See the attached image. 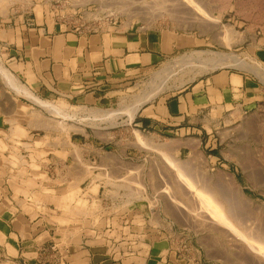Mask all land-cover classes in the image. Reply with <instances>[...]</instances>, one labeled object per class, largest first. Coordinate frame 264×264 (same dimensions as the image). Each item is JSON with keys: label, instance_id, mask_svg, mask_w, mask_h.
Masks as SVG:
<instances>
[{"label": "crops", "instance_id": "1", "mask_svg": "<svg viewBox=\"0 0 264 264\" xmlns=\"http://www.w3.org/2000/svg\"><path fill=\"white\" fill-rule=\"evenodd\" d=\"M1 33L8 51L4 65L16 87L2 74L8 85L0 80V263L201 264L168 220L130 208L127 195L135 191L128 183L99 173L93 164L97 143L83 144L72 134L74 125L35 102L68 110L118 105L146 71L190 49L192 37L113 22L68 25L49 17L27 19ZM258 59L264 64V51ZM260 99L264 94L251 78L222 70L143 104L128 125L154 138L188 134L211 129ZM83 149L89 150L90 165L81 158ZM31 166L38 173L32 179ZM84 200L90 215L76 206ZM22 202L30 212H23ZM70 207L73 217L60 213V223L48 212Z\"/></svg>", "mask_w": 264, "mask_h": 264}, {"label": "rangeland", "instance_id": "2", "mask_svg": "<svg viewBox=\"0 0 264 264\" xmlns=\"http://www.w3.org/2000/svg\"><path fill=\"white\" fill-rule=\"evenodd\" d=\"M43 17L68 25L113 22L192 37L190 49L146 71L121 95L118 105L68 110L67 105L63 109L36 103L43 110L48 106L51 116L60 117L67 126L74 125L72 134L83 144L97 143L99 156L93 164L99 173L107 172L112 180L128 183L125 185L135 191L127 195L130 208L148 217L153 211L155 217L168 220L177 233L185 235L186 244L201 264H264V99L255 107L223 117L211 124V129L178 133L173 138L134 131L128 124L135 115L130 120L126 111L169 67L173 69L165 76L163 90L147 102L170 97L194 80L222 70L251 78L264 94V64L258 59L264 51V0H0V40L1 32L11 31L27 19L40 22ZM206 52L233 54L245 66L211 69L210 64L195 60L182 64L181 59ZM7 53L0 44V68L6 73ZM197 71L200 74L196 75ZM0 73V80L8 85ZM140 137L147 145H141ZM83 153L81 158L90 165L89 150L83 149ZM73 163L69 162L72 173ZM30 169V179L37 177L35 167ZM84 181L82 189L87 187ZM99 182L105 186L112 183L104 178ZM22 205L24 213L31 211L25 202ZM94 205L92 212H96ZM76 206L83 215L86 210L90 215L85 200ZM48 212L60 223L64 218L60 213L73 217L74 210Z\"/></svg>", "mask_w": 264, "mask_h": 264}, {"label": "bare ground", "instance_id": "3", "mask_svg": "<svg viewBox=\"0 0 264 264\" xmlns=\"http://www.w3.org/2000/svg\"><path fill=\"white\" fill-rule=\"evenodd\" d=\"M194 55V54H193ZM205 53L203 54V53H197V54H195V57L194 56H191L192 58L191 59H181V61H183L182 62V64H189V61H190V63H193V61L195 60V61H198V63H201V64H210V66H212V67H210L211 69H213V68H216V67H218V66H221V65H229V64H236V65H242L243 63H242V61L240 62L239 61V58H238V60H237V58H236V56L235 55H233V54H222V53H212V52H210V54H208L207 52H206V58H204L205 56ZM186 57V56H185ZM193 60V61H192ZM192 61V62H191ZM199 61H201V62H199ZM180 63V62H179ZM181 64V63H180ZM195 65V64H194ZM244 65V64H243ZM242 65V66H243ZM174 66V65H173ZM187 66V65H186ZM199 66V65H198ZM198 66H195V67H198ZM200 66H202V65H200ZM203 66H205V65H203ZM245 66V65H244ZM243 66V67H244ZM171 68L172 67H169V68H167V69H165V71H163V73L159 76V77H157L156 76V78H155V82H154V84H152V86H151V88L147 91V92H145V93H142L140 96H138V97H135V99H134V101L132 102V104L129 106V107H127V109H126V111H128L129 112V114H130V116L128 117V118H130V120H131V118H133V116L138 112V110H139V108L144 104V103H146L147 101H149V100H151L152 98H154L158 93H160L162 90H163V87L165 86V79H166V75L168 76V72L169 71H171ZM206 68V67H205ZM173 69V68H172ZM201 69L203 70L204 68L203 67H201L200 68V71H201ZM0 70H1V72L3 73V75L4 76H6L7 78L6 79H8V81H9V83L12 85V86H15L16 87V83L13 81V79L8 75V73H6L2 68H0ZM204 71V70H203ZM199 72L197 71V73L195 72V74L197 75ZM200 74V73H199ZM194 75V74H193ZM35 102H37V101H35ZM40 103V102H39ZM40 105V104H39ZM43 105V104H42ZM46 106V104H44V106H41V107H45ZM48 107V106H47ZM47 107H45L44 109L45 110H48L47 109ZM55 108V107H54ZM57 108V107H56ZM51 109H53V108H51ZM50 109V110H51ZM56 110V109H55ZM52 112H53V110H51ZM50 111V112H51ZM49 112V111H48ZM59 112H62V111H59ZM121 112V111H120ZM128 114V113H127ZM65 116H66V114H65ZM66 119V118H65ZM230 182V181H229ZM230 184H231V182H230ZM129 188V187H128ZM242 193V192H241ZM240 193V195H243V193L241 194ZM73 197V196H72ZM240 200H242L241 199V196H240ZM68 206V205H67ZM67 206L65 205V207L67 208ZM64 207V206H63ZM64 207V208H65ZM63 208V209H64Z\"/></svg>", "mask_w": 264, "mask_h": 264}]
</instances>
